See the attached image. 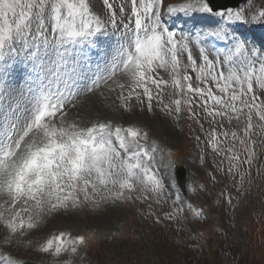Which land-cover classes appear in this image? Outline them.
<instances>
[{
	"label": "snow or ice",
	"instance_id": "1",
	"mask_svg": "<svg viewBox=\"0 0 264 264\" xmlns=\"http://www.w3.org/2000/svg\"><path fill=\"white\" fill-rule=\"evenodd\" d=\"M255 23L264 24V5L255 11L216 0H102L100 8L93 0H0L4 242L81 204L170 201L163 219H187L186 212L204 218L203 209L182 195L185 186L171 149L149 142L148 131L131 122H85L82 105L116 93L122 113H131L137 102L142 110H159L176 121L187 111L201 132L209 123L206 143L215 155L227 157L229 175L236 162L250 166L256 146L264 143L253 139L257 128L264 130V46L237 29ZM77 108L81 112L73 116ZM221 137L250 144L246 158L234 152L235 143L222 149ZM187 190L194 191L191 185ZM226 198L229 204L234 199ZM90 239L61 232L39 251L67 254L63 264H71ZM0 261L23 264L7 254Z\"/></svg>",
	"mask_w": 264,
	"mask_h": 264
},
{
	"label": "rangeland",
	"instance_id": "2",
	"mask_svg": "<svg viewBox=\"0 0 264 264\" xmlns=\"http://www.w3.org/2000/svg\"><path fill=\"white\" fill-rule=\"evenodd\" d=\"M93 2L97 8L102 7V0ZM261 5L264 0H246L235 9L259 11ZM244 27L256 33L264 32V24ZM110 44L115 46L114 36ZM191 75L195 78V73ZM256 92L260 95L262 90L256 88ZM99 97L102 99L94 101L93 98L82 105V112L77 108L72 115L81 112L85 122L113 119L117 123L131 122L143 127L149 133V142L156 141L171 149L176 163L186 166L187 186L191 185L194 191L186 187L183 197L194 207L202 208L204 218L186 212L187 219H163V214L172 209L170 201L156 204L136 200L99 208L81 204L78 208L61 209L44 217L37 229L14 237L11 244L4 242L8 233L0 225V253L20 262L63 264L69 260L67 254L53 256L39 251V246L64 232L91 237L87 245L80 246L71 257V264H264V143L256 146L255 160L250 166L236 162L238 167L229 175L227 157L215 155L206 143L211 130L209 123L204 124L205 131L201 132L199 125L188 119L187 111L176 121L159 110H142L137 102L131 113H122L117 107L120 101L116 100V93ZM256 132L253 139L264 140V130L257 128ZM197 135L201 136L199 142ZM240 135L243 138V133ZM220 139L222 149L235 143L234 152L241 160L246 158L245 148L250 144ZM218 165L222 170H218ZM165 178L170 182L171 176ZM228 194L234 197L231 204L226 198ZM157 217H161L159 223Z\"/></svg>",
	"mask_w": 264,
	"mask_h": 264
},
{
	"label": "water",
	"instance_id": "3",
	"mask_svg": "<svg viewBox=\"0 0 264 264\" xmlns=\"http://www.w3.org/2000/svg\"><path fill=\"white\" fill-rule=\"evenodd\" d=\"M239 0H236L234 2H230V3H227V4H222L224 6H235L237 3H238ZM178 169H179V181L182 185H184V182H185V173H186V170L183 166H178Z\"/></svg>",
	"mask_w": 264,
	"mask_h": 264
},
{
	"label": "bare ground",
	"instance_id": "4",
	"mask_svg": "<svg viewBox=\"0 0 264 264\" xmlns=\"http://www.w3.org/2000/svg\"><path fill=\"white\" fill-rule=\"evenodd\" d=\"M95 100L94 101H96V100H101L102 99V97L100 98H94ZM2 254H4V253H0V255H2ZM22 259V258H21ZM0 264H4V262L3 261H0Z\"/></svg>",
	"mask_w": 264,
	"mask_h": 264
}]
</instances>
